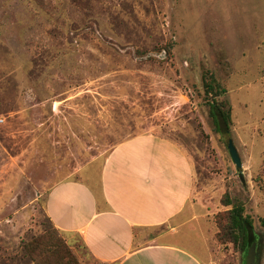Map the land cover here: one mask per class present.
Listing matches in <instances>:
<instances>
[{
	"label": "rangeland",
	"instance_id": "374dc122",
	"mask_svg": "<svg viewBox=\"0 0 264 264\" xmlns=\"http://www.w3.org/2000/svg\"><path fill=\"white\" fill-rule=\"evenodd\" d=\"M208 70L228 89L230 133L210 114ZM145 132L196 160L211 218L184 233L210 238L228 192L254 219L264 264V0H0V264L35 263L26 246L53 227L51 186L98 179L112 148ZM61 235L82 264H101ZM215 245L216 263L246 264Z\"/></svg>",
	"mask_w": 264,
	"mask_h": 264
},
{
	"label": "crops",
	"instance_id": "0c3cea01",
	"mask_svg": "<svg viewBox=\"0 0 264 264\" xmlns=\"http://www.w3.org/2000/svg\"><path fill=\"white\" fill-rule=\"evenodd\" d=\"M197 175L184 145L145 132L114 146L98 179L51 186L45 210L69 243L77 238L101 264H216L217 231L210 238L202 231L197 244L184 233L211 218Z\"/></svg>",
	"mask_w": 264,
	"mask_h": 264
},
{
	"label": "trees",
	"instance_id": "16d2710c",
	"mask_svg": "<svg viewBox=\"0 0 264 264\" xmlns=\"http://www.w3.org/2000/svg\"><path fill=\"white\" fill-rule=\"evenodd\" d=\"M166 49L171 53L173 45H168ZM202 79L217 132L230 133L234 122L232 107L227 101L220 100L228 93V89L209 70L203 74ZM222 202L224 206L232 208L216 215L215 241L219 244H233L244 253H248L252 245L258 242L254 219L246 213L243 204H235L228 192ZM262 225L264 226V218ZM53 227L43 237L31 241L26 246L34 264H82L62 237V232L54 225Z\"/></svg>",
	"mask_w": 264,
	"mask_h": 264
},
{
	"label": "water",
	"instance_id": "95a60500",
	"mask_svg": "<svg viewBox=\"0 0 264 264\" xmlns=\"http://www.w3.org/2000/svg\"><path fill=\"white\" fill-rule=\"evenodd\" d=\"M228 148L231 153V156L233 158V161L237 165V167H242V158L240 156V153L234 143V141L231 139L228 141ZM257 252H258V244L257 242L252 245V247L248 250V254L246 257V264H256L257 260Z\"/></svg>",
	"mask_w": 264,
	"mask_h": 264
},
{
	"label": "flooded vegetation",
	"instance_id": "af4514ba",
	"mask_svg": "<svg viewBox=\"0 0 264 264\" xmlns=\"http://www.w3.org/2000/svg\"><path fill=\"white\" fill-rule=\"evenodd\" d=\"M260 248H258V251H259ZM259 253V252H258ZM259 264V263H258Z\"/></svg>",
	"mask_w": 264,
	"mask_h": 264
},
{
	"label": "built area",
	"instance_id": "2783aa9c",
	"mask_svg": "<svg viewBox=\"0 0 264 264\" xmlns=\"http://www.w3.org/2000/svg\"><path fill=\"white\" fill-rule=\"evenodd\" d=\"M217 264V263H216Z\"/></svg>",
	"mask_w": 264,
	"mask_h": 264
}]
</instances>
